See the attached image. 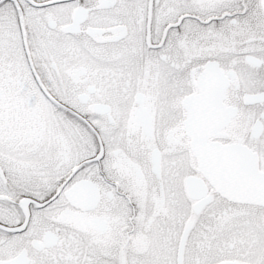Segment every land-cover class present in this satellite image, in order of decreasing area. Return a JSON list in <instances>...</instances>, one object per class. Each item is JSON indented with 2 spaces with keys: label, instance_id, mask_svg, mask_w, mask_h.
<instances>
[{
  "label": "snow or ice",
  "instance_id": "obj_1",
  "mask_svg": "<svg viewBox=\"0 0 264 264\" xmlns=\"http://www.w3.org/2000/svg\"><path fill=\"white\" fill-rule=\"evenodd\" d=\"M0 264H264V0H0Z\"/></svg>",
  "mask_w": 264,
  "mask_h": 264
}]
</instances>
